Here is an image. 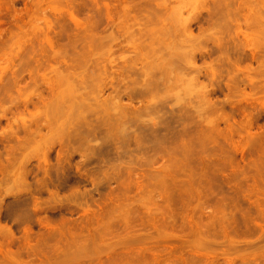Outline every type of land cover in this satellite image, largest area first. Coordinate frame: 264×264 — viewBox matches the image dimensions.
Returning <instances> with one entry per match:
<instances>
[{"label": "rangeland", "instance_id": "374dc122", "mask_svg": "<svg viewBox=\"0 0 264 264\" xmlns=\"http://www.w3.org/2000/svg\"><path fill=\"white\" fill-rule=\"evenodd\" d=\"M240 1L0 0V264H264Z\"/></svg>", "mask_w": 264, "mask_h": 264}, {"label": "bare ground", "instance_id": "6f19581e", "mask_svg": "<svg viewBox=\"0 0 264 264\" xmlns=\"http://www.w3.org/2000/svg\"><path fill=\"white\" fill-rule=\"evenodd\" d=\"M246 1H247V2H250L249 0H246ZM246 1L243 0V3H242V1H240V2L242 3V4H241V7H242V8L245 7V6H246V8H247V5H249L248 3L246 4ZM238 2H239V1H238ZM216 3H217V2H216ZM218 3L220 4V2H218ZM222 3H223V2H222ZM222 3H221L220 5H222ZM250 3H251V2H250ZM234 4H235V3H234ZM234 4H233V5H234ZM225 5H227V4H225ZM223 6H224V3H223ZM223 6H222V7H223ZM227 7H228V6H227ZM234 7H236V6H234ZM223 8H224V7H223ZM225 8H226V7H225ZM238 8H239V7H238ZM249 8H250V7H249ZM249 8H248V9H249ZM227 9H228V8H227ZM230 9H231V8H230ZM212 11H213V10H212ZM209 12H210V11H209ZM214 12H215V11H214ZM250 12H251V11H250ZM215 13H216V12H215ZM215 13H214V14H215ZM226 14H228V12H226ZM210 15H211V14H210ZM212 15H213V14H212ZM256 15H257V14H256ZM254 16H255V15H254ZM226 17H227V16H226ZM231 18H232V17H231ZM252 18H254V17H252ZM232 19H233V18H232ZM255 19H256V17H255ZM257 19H258V18H257ZM233 20H236L235 22H237V18H235V19H233ZM259 20H260V19H259ZM240 23H241V22H240ZM248 23H249V22H248ZM261 23H262V22H261ZM242 24H243V23H242ZM256 24H257V23H256ZM259 24H260V23H259ZM260 25H261V24H260ZM238 26H239V25H237V27H238ZM242 27H243V26H242ZM247 27H248V26H247ZM256 27H257V26H256ZM256 29H257V28H256ZM210 32H211V31H210ZM219 40H220V39H219ZM248 46H249V45H248ZM200 48H201V47H200ZM202 50H203V49H202ZM255 51H256V50H255ZM195 52H196V51H195ZM201 53H202V52H201ZM253 53H254V52H253ZM256 53H257V52H255V54H256ZM256 55H258V54H256ZM254 56H255V55H253V57H254ZM257 57H258V56H257ZM257 57H256V58H257ZM263 63H264V62H263ZM260 66H261V65H260ZM262 67H263V66H262ZM214 70H215V69H214ZM235 71H236V70H235ZM247 71H248V70H247ZM215 73H217V72L215 71ZM245 73H246V72H245ZM245 73H244V75H245ZM247 73H248V72H247ZM220 74H221V73H220ZM239 74H240V73H239ZM249 74H250V73H249ZM32 77H33V75H32ZM249 77H250V75H249ZM250 78L253 79L252 77H250ZM263 87H264V85H263ZM19 88H20V87H19ZM38 91H39V89H38ZM40 93H42V92H40ZM22 95H23V93H22ZM36 95H37V94H36ZM38 95H39V94H38ZM248 96H249V95H248ZM22 97H23V96H22ZM41 97H43V96L41 95ZM250 97H251V96H250ZM262 97H263V96H262ZM16 98H17V97H16ZM1 100H2V99H1ZM32 100H33V98L31 99V101H32ZM41 100H42V99H41ZM41 100H40V101H41ZM17 101H19V100L17 99ZM31 101L29 100L28 102H31ZM14 102H16V101H14ZM32 102H33V101H32ZM17 104H18V103H17ZM18 105H20V104H18ZM15 106H16V105H15ZM18 108H19V107H18ZM2 110H3V109H2ZM3 112H4V111H3ZM8 112H9V111H8ZM3 114H4V113H3ZM6 117H7V116H6ZM4 118H5V116H4ZM18 118H19V116H18ZM21 120H22V119H21ZM17 122H18V121H17ZM19 122H20V120H19ZM13 123L16 124V122H13ZM19 124H21V123H19ZM16 125H17V124H16ZM26 125H27V124H26ZM26 125H24V127H25ZM18 127H19V130H20L21 125H20V126L18 125ZM24 127H23V128H24ZM27 127H28V126H27ZM21 129H22V128H21ZM25 130H26V129H25ZM25 130H24V131H25ZM14 131L17 133L16 130H14ZM27 131H29V130H27ZM4 132H5V131H4ZM19 132H20V131H19ZM19 132H18V134H19ZM9 133H10V132H9ZM12 133H13V132H12ZM12 133H11V134H12ZM0 135H1V134H0ZM6 135H9V134L6 133ZM12 135H13V134H12ZM9 136H10V135H9ZM15 136H16V135H15ZM11 137H12V136H11ZM6 138H7V137H6ZM13 139H14V138H13ZM14 140H15V139H14ZM18 140H19V139H18ZM21 140H22V139H21ZM21 140H20V141H21ZM21 142H22V141H21ZM21 142H20V143H21ZM18 143H19V141H18ZM22 143H23V142H22ZM23 144H24V143H23ZM20 145H21V144H20ZM20 145H19V146H20ZM15 147H16V146H15ZM9 149H10V148H9ZM11 149H12V147H11ZM16 149H17V147H16ZM13 152H14V150H13ZM9 153H10V155H11V152H9ZM13 154H14V156H15L17 153H16V154H15V153H12V155H13ZM7 155H8V154H7ZM14 156H13V158H14ZM15 157H16V156H15ZM10 158H11V157H10ZM11 159H12V158H11ZM11 159H10V160H11ZM13 161H14V160H13ZM10 162H11V161H10ZM5 168L7 169V167H5ZM1 169H2V168H1ZM0 171H1V170H0ZM4 171H5V170H3L2 173H3ZM6 173H7V172H5L4 174H6ZM3 176H4V175H3ZM5 176H6V175H5ZM3 178H4V177H3ZM3 178H2V179H3ZM4 179H5V178H4Z\"/></svg>", "mask_w": 264, "mask_h": 264}]
</instances>
